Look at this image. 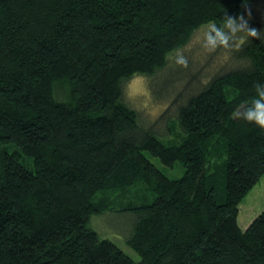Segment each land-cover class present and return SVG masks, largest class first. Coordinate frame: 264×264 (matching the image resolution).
Here are the masks:
<instances>
[{
    "label": "trees",
    "instance_id": "16d2710c",
    "mask_svg": "<svg viewBox=\"0 0 264 264\" xmlns=\"http://www.w3.org/2000/svg\"><path fill=\"white\" fill-rule=\"evenodd\" d=\"M252 2L0 0V264H264V207L238 221L264 174V129L233 118L264 84V40L231 50L237 65L184 97L165 136L122 90L208 22L250 23ZM145 152L184 173L167 176ZM137 182L141 203H121L134 260L88 223L112 208L102 193Z\"/></svg>",
    "mask_w": 264,
    "mask_h": 264
},
{
    "label": "rangeland",
    "instance_id": "374dc122",
    "mask_svg": "<svg viewBox=\"0 0 264 264\" xmlns=\"http://www.w3.org/2000/svg\"><path fill=\"white\" fill-rule=\"evenodd\" d=\"M250 5L254 18L250 23L248 22L249 27L261 26L264 29V0H253ZM247 20L250 21L249 18ZM203 27L197 29L190 41L181 48L188 58L189 68H182V71L175 75L173 73H176L179 67H175L168 59L166 66L152 76L135 75L123 82L124 100L136 111L138 120L145 125H153L163 136L167 135L164 131V118L175 116L176 106L184 97L193 90H197L214 74L222 73L237 65L231 56V50L219 49L208 53L200 46L199 38ZM159 138L165 143L172 140L162 136ZM145 155L169 177H179L184 173V166L179 161H176L173 166H167L149 152H145ZM144 189V184L137 182L127 188L102 193L101 196H106L112 208L93 214L88 223L91 229L101 237L113 241L134 260H139L140 255L125 242L126 236L129 235L128 231L132 227L134 215L124 211L121 203L131 199L136 204H140V196L144 193ZM216 193L219 201L224 199V176L217 182ZM155 196L156 194L151 190L145 193L146 201H152ZM263 207L264 174L239 205L238 221L241 227H244Z\"/></svg>",
    "mask_w": 264,
    "mask_h": 264
},
{
    "label": "clouds",
    "instance_id": "9594fccd",
    "mask_svg": "<svg viewBox=\"0 0 264 264\" xmlns=\"http://www.w3.org/2000/svg\"><path fill=\"white\" fill-rule=\"evenodd\" d=\"M249 38L264 40V35L262 31L249 27L245 16L233 17L225 14L219 26L215 22H208L203 27L199 43L206 52L213 53L219 49L238 50ZM168 59L180 68H187L189 64L183 49H176L172 55L168 56ZM233 118L264 129V84H255L254 97L236 109Z\"/></svg>",
    "mask_w": 264,
    "mask_h": 264
},
{
    "label": "crops",
    "instance_id": "0c3cea01",
    "mask_svg": "<svg viewBox=\"0 0 264 264\" xmlns=\"http://www.w3.org/2000/svg\"><path fill=\"white\" fill-rule=\"evenodd\" d=\"M256 215H257V214H256ZM256 215H255V216H256ZM255 216H254V217H255ZM254 217H252V218L250 219V221H249L244 227H247V225L251 222V220H252ZM246 222H247V221H246Z\"/></svg>",
    "mask_w": 264,
    "mask_h": 264
}]
</instances>
